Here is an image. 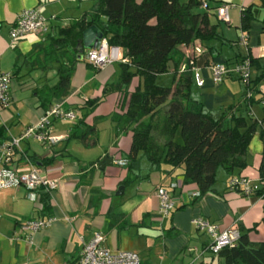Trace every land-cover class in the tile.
I'll return each instance as SVG.
<instances>
[{"label":"crops","instance_id":"obj_1","mask_svg":"<svg viewBox=\"0 0 264 264\" xmlns=\"http://www.w3.org/2000/svg\"><path fill=\"white\" fill-rule=\"evenodd\" d=\"M83 1L0 0V70L12 74V102L8 108H0V126L6 130V140L19 136L47 109L40 104V96L46 94L47 87L56 84L58 74L55 58L48 60L49 55H45L44 49L48 51L50 47L49 39L45 37L55 25L67 24L93 8L94 0ZM202 1L212 8L210 12H215V7L223 3L233 5L228 10L229 21H221L218 25L221 35L231 43L219 39L206 42L195 40L180 49L181 54H186L184 58H188L190 52L194 70L204 78L202 86L193 83L192 97L201 100L213 117H219L227 106L240 105L243 108L246 88L244 82L234 75L214 83L207 66L210 62L233 64L249 54L259 66H264V22L261 21L264 9L259 6V0ZM251 3H254L256 18L246 32L240 28V10ZM31 7L38 8L44 17L55 19H49L46 32H29L19 39H11L9 29L17 13ZM197 9L206 10L202 5ZM209 17L211 22H218V16L213 13ZM243 34L246 35V45L236 42ZM200 48L202 53H199ZM172 68L170 63L168 73ZM256 73V68L252 67L251 76ZM113 79H119V68H115L113 63L96 70L84 57L78 58L67 95L51 100L52 104H60L63 109L72 110L75 114L74 119H55L52 122L51 132L61 138L52 144H43L32 138L21 140L13 165L24 166L28 159L39 168L42 176L55 179L56 187L49 191L50 206L45 212L39 210V198L33 201L28 197L26 188L0 189V264L73 263L79 258L83 245L95 233L103 235L102 246L110 251L138 254L133 247L127 246L125 239L121 245L118 243L120 231L131 226L151 224L163 231L168 227L169 238L163 237L160 243L166 256L174 260L173 264H223L217 256L203 251L210 240L194 229L191 220L196 216L208 219L221 230L236 223L237 227L250 230L248 236L251 241H263L261 197L229 190L227 181L231 174L222 168L213 191L201 196L193 195L198 191L196 185L182 183V168L167 164L155 168L142 152L138 154L137 164L128 172L126 165L120 161L129 152L132 132L111 119V115L118 112V101L121 100L119 92L108 89L116 82ZM137 82L138 78H134L129 90ZM96 97H101V100L94 109L84 106L87 100ZM89 127H94V131L85 139L77 137ZM101 136L104 143L100 140ZM263 150V141L256 132L248 145L246 167L235 169L232 175L259 180L258 167ZM104 155L112 162L104 163L100 168L98 162ZM49 157L53 159L51 162H42ZM128 174L132 180L125 183L123 180ZM158 186L169 190L177 207L164 218L157 213L155 192ZM43 191L46 190L42 187L37 193ZM42 215L54 217L48 228L36 231L30 239L18 232L25 220ZM194 233L202 237L193 238ZM175 239H179L180 243L174 242ZM181 254L189 256L187 261L190 260L177 261Z\"/></svg>","mask_w":264,"mask_h":264},{"label":"trees","instance_id":"obj_2","mask_svg":"<svg viewBox=\"0 0 264 264\" xmlns=\"http://www.w3.org/2000/svg\"><path fill=\"white\" fill-rule=\"evenodd\" d=\"M202 3V0H94L91 10L67 24L55 25L54 30L47 33L45 38L49 39L50 47L48 51L46 48L44 51L45 55H49L48 60H56L58 81L54 86L47 87L46 94L40 96V104L48 108L52 104V98L67 95L74 64L78 55L84 54L82 32L95 25L109 45L121 49L123 58L116 61L119 65V79L108 88L119 92L121 98L118 101L119 110L111 115V119L132 132L130 149L124 156L123 165H126L129 172L137 164L139 152H142L155 168L162 164L180 167L182 183L196 185L199 196L213 191L219 168L235 176L232 175L235 169L246 167L248 145L258 126L264 144V118L259 121L251 110L253 91L259 92L258 101L264 107L260 98L264 95L260 88V83L264 80V66H259L250 54L233 64L210 62L207 66L211 77L210 67L214 64L221 63L232 69L243 59L249 60L247 82L233 72L221 80L234 75L244 82L246 89L243 108L240 105L227 106L219 117H213L205 109L203 102L191 95L193 83L198 85L197 76L203 79L202 85L204 78L194 70L193 57L184 58L185 53L181 54L180 49L188 47L195 40L206 42L219 39L224 43H231L218 30V25L223 20L211 22L209 17L210 13L217 17L216 9L222 4L215 7V12H210L212 8L207 3ZM201 5L206 10L198 11L197 8ZM259 6L264 9V0H259ZM240 12V28L247 32L256 18L254 3L242 6ZM46 19L49 23V19L54 20L55 17ZM261 21L264 22V14ZM208 49L211 50V47ZM200 52L202 53V48ZM170 63L173 65L171 84H158L157 76L168 72ZM42 67L46 68L44 65ZM252 67L257 70L254 77L251 76ZM134 78H138V82L129 90ZM248 91L251 92L249 97ZM100 100L101 97L87 100L84 106L92 110ZM93 131L94 127H89L77 137L83 140ZM178 132L179 140L176 139ZM6 139V130L0 126V143ZM29 158L34 159L33 156ZM52 160L49 157L42 162L47 164ZM258 173L262 183L252 195L261 197L264 210V150ZM131 180L128 174L123 181L127 183ZM39 203L40 211H48L49 191L39 194ZM261 221L264 227V216ZM255 228L256 226L253 230ZM238 231L239 238L235 247L223 248L212 255L222 260L223 264H264V240L251 241L248 236L250 230L239 225Z\"/></svg>","mask_w":264,"mask_h":264},{"label":"built area","instance_id":"obj_3","mask_svg":"<svg viewBox=\"0 0 264 264\" xmlns=\"http://www.w3.org/2000/svg\"><path fill=\"white\" fill-rule=\"evenodd\" d=\"M232 4H222L217 7L216 12L219 19L228 22V10ZM48 30L47 19L40 14L35 7L24 8L16 16L15 22L9 29L11 39H18L29 32H46ZM240 44L246 45V36L242 35L239 40ZM121 49L115 45H109L103 37L99 46L88 51V62L94 68H103L107 64L122 60ZM211 77L214 82H219L230 72L236 73L243 81L248 80L250 62L243 59L228 69L221 63L214 64L210 67ZM11 73L0 70V108H8L12 102L10 94ZM198 85H202L203 79L198 78ZM251 92L248 91V97ZM264 103V95L261 97ZM75 114L71 110L63 109L60 104H51L38 121L26 127L19 136H11L8 140L0 143V189L22 186L27 189L28 197L37 201L39 194L37 190L40 187L50 191L56 187V180L42 176L39 168L27 159L24 166H14L13 161L17 149L22 139L32 138L43 144H52L57 142L61 137L51 132L50 127L55 119H74ZM264 132V124L262 125ZM121 164L125 160L120 161ZM261 180H252L250 177L235 175L228 179L227 187L231 191H236L243 195H252L260 185ZM262 183V182H261ZM175 186L174 184H172ZM264 188V184L262 185ZM261 186V187H262ZM158 199L157 213L161 218L167 217L175 208V200L166 187L158 186L155 192ZM199 196V191L193 193ZM53 216H44L30 218L19 226L18 232L30 239L31 235L38 230L48 228ZM191 223L194 229L205 234L210 242L205 251L211 254H217L223 248L235 247L239 238V231L236 223L226 229H219L216 224L211 223L208 219L196 216L192 218ZM104 238L101 233H95L93 237L86 242L80 252L77 261L64 264H140L138 254L131 251H110L102 246ZM51 264V263H47Z\"/></svg>","mask_w":264,"mask_h":264},{"label":"rangeland","instance_id":"obj_4","mask_svg":"<svg viewBox=\"0 0 264 264\" xmlns=\"http://www.w3.org/2000/svg\"><path fill=\"white\" fill-rule=\"evenodd\" d=\"M180 2H184L186 0H179ZM85 2V0L83 1ZM90 2V0H88ZM223 23V22H222ZM225 26L224 23L222 25ZM189 56L190 52H189ZM113 66L116 68H119L118 63H113ZM171 73H162L159 74L156 78V82L161 85H170L171 84ZM113 81H117L113 79ZM260 87L264 91V80L260 83ZM253 100L251 109L254 112L253 115L258 118L260 121L264 117V107L263 105L258 101L259 92L253 91L252 93ZM101 128V127H100ZM260 127L257 128V134L259 133ZM176 139H180V133L178 132L176 134ZM100 140L102 143H104V137L101 136ZM223 172L222 169H218L217 171V180L218 175ZM168 227L166 228V231H163L159 228H155L154 224L146 225V226H131L128 229H124L120 231V234L118 236V243L121 245V241L125 239L127 246L133 247V250L138 253L139 258L141 259V264H173V259H170L169 256L167 257L166 254L163 252V246L161 245V239L163 237H168L167 234ZM202 236H198L195 233L193 234V238H201ZM165 239V238H164ZM124 242V241H123ZM174 242H179L180 240H174ZM196 255V254H195ZM190 258L189 256H185L184 254L179 255L177 257V261L183 260L184 262H188L187 259ZM176 262V261H175Z\"/></svg>","mask_w":264,"mask_h":264},{"label":"water","instance_id":"obj_5","mask_svg":"<svg viewBox=\"0 0 264 264\" xmlns=\"http://www.w3.org/2000/svg\"><path fill=\"white\" fill-rule=\"evenodd\" d=\"M103 38L102 32L95 26L91 25L87 27L82 32V48L84 49L83 55H78V58H82L84 56L85 59L88 58V51L92 48L99 46L100 41ZM112 159L107 155H104L102 159L98 162V166L102 168L104 163H111Z\"/></svg>","mask_w":264,"mask_h":264}]
</instances>
